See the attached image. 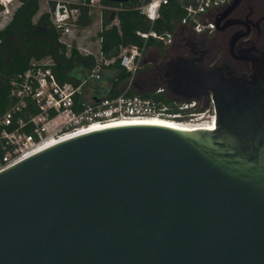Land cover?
Listing matches in <instances>:
<instances>
[{"label": "water", "instance_id": "1", "mask_svg": "<svg viewBox=\"0 0 264 264\" xmlns=\"http://www.w3.org/2000/svg\"><path fill=\"white\" fill-rule=\"evenodd\" d=\"M250 60L249 78L168 61V92L211 99L213 128H107L1 173L0 264H264V55Z\"/></svg>", "mask_w": 264, "mask_h": 264}, {"label": "built area", "instance_id": "2", "mask_svg": "<svg viewBox=\"0 0 264 264\" xmlns=\"http://www.w3.org/2000/svg\"><path fill=\"white\" fill-rule=\"evenodd\" d=\"M40 1L49 7L52 25L60 32V42L68 49L76 44L81 54L95 57L97 64L89 79L79 85L59 83L52 69L53 61L49 58L34 61L27 71L11 81L10 97L13 101L0 116V174L46 149L87 134L85 132L91 128L103 130L124 122L153 118L179 124L205 122L209 126V123H216V111L211 99L178 100L164 87H159L155 94L164 96L166 101L143 98L138 93L133 94V84L143 65L149 39L160 41L169 48L177 31L180 30L181 34V28H187V37L190 34L211 36L217 29V15L222 14L234 0H176L185 11L177 31L158 33L152 28L148 32L139 31L137 34L144 40L143 47H121L119 56L112 59L104 57L103 38L98 34L112 26H119L117 18L111 25H105L104 14L118 13L124 4L106 0ZM130 2L136 3V9L153 26L171 0ZM19 5L18 0H0V21L9 23ZM82 8L88 9L90 15L97 13L96 33L93 34L88 27L79 28ZM92 37L96 38L95 43ZM117 59L120 66L131 74L126 87L114 95L87 93L84 87L92 80H100L105 70Z\"/></svg>", "mask_w": 264, "mask_h": 264}, {"label": "trees", "instance_id": "3", "mask_svg": "<svg viewBox=\"0 0 264 264\" xmlns=\"http://www.w3.org/2000/svg\"><path fill=\"white\" fill-rule=\"evenodd\" d=\"M18 1L20 5L12 19L0 30V116L5 113L13 101L10 97L11 81L27 71L34 61L52 59V69L58 82L61 84L71 82L75 85L89 79L97 64L95 57L81 54L76 44L68 49L60 42V32L52 25L50 13L40 14L35 21L41 9L40 0ZM184 16L185 11L176 0H171L170 4L162 10L160 19L153 26L136 9L135 2L124 4L118 13H105V25H111L117 18L119 26H112L98 34V37L103 38L104 57L106 59L117 58L121 47L142 48L144 40L137 34L139 31L148 32L151 28L158 33L177 31L178 24ZM92 17L88 9L82 8L78 20L79 28L88 27ZM151 47L157 48L161 53H164L167 48L162 42L152 38L147 42L146 50ZM111 67L118 70L115 88L119 83L130 79L131 74L120 66L119 59ZM97 91L102 92L100 88ZM108 93L114 95L119 91L112 89ZM135 93L136 91H133V94ZM139 95L143 98L166 101L164 96L155 93L141 92Z\"/></svg>", "mask_w": 264, "mask_h": 264}, {"label": "flooded vegetation", "instance_id": "4", "mask_svg": "<svg viewBox=\"0 0 264 264\" xmlns=\"http://www.w3.org/2000/svg\"><path fill=\"white\" fill-rule=\"evenodd\" d=\"M178 35L164 55L172 49L174 52L165 57L158 50L159 55L148 60L144 72L150 74L151 85L163 83L167 89L170 84L166 76L167 63L176 56L207 70L220 69L225 76L249 78L253 74L250 58L264 55V0H241L211 36L190 34L184 38ZM238 36L232 45V39Z\"/></svg>", "mask_w": 264, "mask_h": 264}, {"label": "rangeland", "instance_id": "5", "mask_svg": "<svg viewBox=\"0 0 264 264\" xmlns=\"http://www.w3.org/2000/svg\"><path fill=\"white\" fill-rule=\"evenodd\" d=\"M44 2L42 1L41 2V8L44 6ZM98 17H97V13L95 12V13H93V17H92V20L89 22V27H88V29L90 30V31H92V33H94V29H95V27H94V25H96L97 23H98V19H97ZM37 20V18L35 19V21ZM87 28V27H86ZM85 29V28H84ZM85 34H86V32H85ZM177 35L178 34H180V30L179 31H177V33H176ZM179 36V35H178ZM91 40H92V42H96V38L95 37H92L91 38ZM167 49H169V48H167ZM172 52H174V50L172 49L171 50ZM171 51L169 52V54L171 53ZM169 54H165L164 55V53H162L161 55L163 56H167V55H169ZM175 54V53H174ZM159 55V52H158V49L157 48H153V47H151V48H148L146 51H145V53H144V58H143V63L144 62H146V64H147V62H148V60L149 59H151V58H153V57H155V56H158ZM141 72L139 73V74H137V77H136V79H135V81H134V84H133V88H134V91H136V93H141V92H150V93H155V91L159 88V87H164V85H163V83H161V84H156V85H151V83L149 82V79H148V75H150V74H148V73H146V72H144V68H142L141 70H140ZM147 75V76H146ZM104 76H102V78L100 79V80H98V84L100 85V83L101 84H103V85H105V86H107L108 85V81H110V80H108V79H105L104 80V78H103ZM93 83H95V82H90L88 85H86L85 87H84V89L88 86V88H90V89H92V84ZM206 100V99H205ZM204 105V104H203ZM205 105H206V103H205Z\"/></svg>", "mask_w": 264, "mask_h": 264}, {"label": "crops", "instance_id": "6", "mask_svg": "<svg viewBox=\"0 0 264 264\" xmlns=\"http://www.w3.org/2000/svg\"><path fill=\"white\" fill-rule=\"evenodd\" d=\"M41 2L42 1H40V4H41ZM45 3V2H44ZM46 12H49V7H48V5L45 3L44 4V6L40 9V12H39V14H38V16L36 17L37 19H38V17L40 16V14H43V13H46ZM35 18V19H36ZM6 25V23L5 22H2V21H0V30L1 29H3L4 28V26ZM89 27V26H88ZM94 27H95V29H94V33H96V31H97V24L96 25H94ZM92 32V31H91ZM93 33V34H94ZM145 66H146V62H144L143 63V66H142V68H145ZM141 71H139V73H140ZM138 73V74H139ZM117 74H118V70L116 69V68H114V67H109V68H107L106 70H105V72L103 73V78H104V80L105 79H108V80H110V81H108V85L107 86H105V85H103V84H101L100 83V85L98 84V81H95V80H92V82H95V83H93L92 84V89H90V88H88V84L91 82H89L87 85V87L85 88L86 89V91H87V93H91V92H93V93H97V94H107L108 93V91H110V90H112V89H114V90H117V91H121L123 88H125L126 87V85H127V82L128 81H124V82H121V83H119L117 86H116V88H115V86H114V84L117 82ZM100 88V90L102 91V92H98L97 91V89H99ZM139 94V93H138ZM108 95H109V93H108Z\"/></svg>", "mask_w": 264, "mask_h": 264}, {"label": "bare ground", "instance_id": "7", "mask_svg": "<svg viewBox=\"0 0 264 264\" xmlns=\"http://www.w3.org/2000/svg\"><path fill=\"white\" fill-rule=\"evenodd\" d=\"M203 119H201V120H203ZM132 125H155V126H162V127H166V128H170V129L193 130V129H201V128H213L214 126H216V123H215V121L213 123H209V126L205 122L204 123H200V124H179V123L174 122L172 120H164V119L153 118V119H148V120H144V121L124 122V123H121V124L108 126L105 129L114 128V127H121V126H132ZM92 131H98V128H91L90 130L86 131L85 133L92 132Z\"/></svg>", "mask_w": 264, "mask_h": 264}]
</instances>
